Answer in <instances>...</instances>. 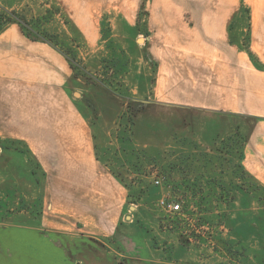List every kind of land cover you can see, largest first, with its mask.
Listing matches in <instances>:
<instances>
[{
  "label": "crops",
  "instance_id": "1",
  "mask_svg": "<svg viewBox=\"0 0 264 264\" xmlns=\"http://www.w3.org/2000/svg\"><path fill=\"white\" fill-rule=\"evenodd\" d=\"M241 1H179L188 5L191 23L183 16L147 14L143 26L152 35L147 52L155 76L151 89L145 82L136 99L146 96L181 120L178 135L204 142L240 139L245 176L264 186V0H251L255 59L232 37L230 24ZM174 18L181 28L171 26ZM122 97L75 76L52 44L28 37L14 24L0 29V180L9 170L5 164L25 177L27 164L41 165L49 181L43 191L47 209L61 219L59 226L45 220L1 233L0 264H79L87 256L77 241L88 234L107 242L115 238L124 249L138 243L127 178L134 163L141 166L136 149L146 144L127 140ZM128 127L135 138L139 126ZM159 188L148 189L159 195ZM41 227L48 231L38 233Z\"/></svg>",
  "mask_w": 264,
  "mask_h": 264
},
{
  "label": "rangeland",
  "instance_id": "2",
  "mask_svg": "<svg viewBox=\"0 0 264 264\" xmlns=\"http://www.w3.org/2000/svg\"><path fill=\"white\" fill-rule=\"evenodd\" d=\"M162 1L96 0L93 4H76L69 0H0L1 28L14 24L28 37L52 44L67 57L75 76L123 96L127 104L120 117L127 124V140L146 144L141 151L136 149L141 166L134 163L127 178L135 209L131 224L137 227L134 233L138 243L132 242L136 248L126 243L128 248L124 249L115 238L107 242L88 234L91 236L77 241L87 256L77 262L264 264V186L245 176L240 139L215 137L204 142L188 134L178 135L175 129L177 124L182 125L181 120L165 115L168 110L146 96L136 99L145 82L148 91L151 89L155 76V65L147 52L152 35L143 26L147 14L183 16L191 23L188 5L179 3L183 0ZM177 19L171 26L181 28ZM253 23L252 2L242 0L230 28L233 39L237 38L255 59ZM133 124L139 126L135 138L128 127ZM183 125L190 130L188 123ZM4 166L9 170L0 180V234L11 228L42 226L45 220L61 225L60 216L47 209L48 198L43 191L48 180L41 165L27 164L30 172L26 177L23 171H13L11 164ZM156 177L161 180L159 195H155L158 189H148ZM166 193L179 199L180 212L169 214L157 205L156 200ZM36 231L44 233L48 228ZM111 248L115 252L108 255ZM3 257L10 260L8 254Z\"/></svg>",
  "mask_w": 264,
  "mask_h": 264
},
{
  "label": "built area",
  "instance_id": "3",
  "mask_svg": "<svg viewBox=\"0 0 264 264\" xmlns=\"http://www.w3.org/2000/svg\"><path fill=\"white\" fill-rule=\"evenodd\" d=\"M153 185L160 187L161 180L159 178H155L153 180ZM156 203L159 207H161L166 213H178L181 211L182 206L180 201L175 196H170L166 193V195H160V197L156 200Z\"/></svg>",
  "mask_w": 264,
  "mask_h": 264
},
{
  "label": "trees",
  "instance_id": "4",
  "mask_svg": "<svg viewBox=\"0 0 264 264\" xmlns=\"http://www.w3.org/2000/svg\"><path fill=\"white\" fill-rule=\"evenodd\" d=\"M0 29H1V27H0Z\"/></svg>",
  "mask_w": 264,
  "mask_h": 264
}]
</instances>
